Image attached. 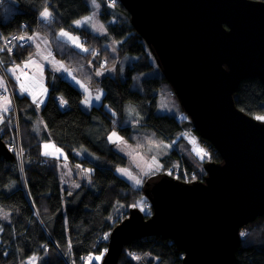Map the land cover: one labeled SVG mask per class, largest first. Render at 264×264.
Masks as SVG:
<instances>
[{"label": "trees", "instance_id": "1", "mask_svg": "<svg viewBox=\"0 0 264 264\" xmlns=\"http://www.w3.org/2000/svg\"><path fill=\"white\" fill-rule=\"evenodd\" d=\"M101 1V18L106 24L107 36H97L76 27L81 18L91 13L87 0L1 2L0 34L3 37L22 30L28 35L43 32L54 47L55 55L85 80L94 78L100 67L119 70L116 64L124 55L137 56L138 60L126 65L123 77L107 74L99 80L98 85L104 90L103 103L90 109L83 108L81 91L68 80L58 78L54 84L48 81L51 84L49 98L40 114L49 140L63 148L72 164L93 166L92 187L81 184L73 191L62 187L55 161L44 155L32 120L24 116V111L32 110L34 105L26 97L13 96L19 113L24 161L21 166L17 158L6 159L0 154V206L9 212L8 217L0 216V264H25L33 255L38 256L37 264H85L81 256L88 259L99 250L96 248L97 237L109 233L128 216L131 207H137L136 202L143 192L117 175L115 170L126 167L128 159L109 141L112 131L143 150L161 142H176L172 151L161 159L163 168H169L175 159H181L180 173L183 169L196 171L202 177L197 180L204 177V173H199L196 165L176 147L185 141L182 136L184 125L197 133L192 123L180 122L175 115L157 113L159 91L175 93L163 74L142 78L144 73L155 68L156 62L150 48L132 26L129 12L120 0ZM117 3L120 10L109 16V9L114 12ZM46 8L50 9L53 18L52 24L44 25L39 15ZM111 17L118 21L108 23ZM61 30L79 35L86 52L61 39ZM109 40H122L116 60L106 47ZM32 52L33 48L19 47L10 54L21 63ZM5 54L7 52H2L0 59L7 65ZM165 86L169 89L166 92ZM59 96L67 103L64 111L57 103ZM234 98L240 110L254 118L264 117V84L259 78L243 79ZM127 102L135 104L141 117L139 130H133L124 115ZM13 125L14 115L10 113L7 121L0 124V130L7 131ZM207 145L210 159L221 161L219 152ZM81 148L94 153L97 159L78 158L75 153ZM119 206H124L125 212L112 222ZM107 244L108 240L103 247ZM183 256L172 239L162 235L149 236L128 242L117 264H182ZM100 263L91 261L90 264ZM233 264H264V215L241 234Z\"/></svg>", "mask_w": 264, "mask_h": 264}, {"label": "water", "instance_id": "2", "mask_svg": "<svg viewBox=\"0 0 264 264\" xmlns=\"http://www.w3.org/2000/svg\"><path fill=\"white\" fill-rule=\"evenodd\" d=\"M186 1L120 0L198 136L221 161L207 162L202 180L164 174L146 181L142 192L152 213L130 208L110 231L101 264H117L128 242L159 235L184 253L182 264H233L241 230L264 215V122L234 98L243 79L264 84V1L224 0L244 20L216 23L219 47L204 44L206 1L181 15ZM0 154L14 158L1 133Z\"/></svg>", "mask_w": 264, "mask_h": 264}, {"label": "rangeland", "instance_id": "3", "mask_svg": "<svg viewBox=\"0 0 264 264\" xmlns=\"http://www.w3.org/2000/svg\"><path fill=\"white\" fill-rule=\"evenodd\" d=\"M1 2L2 0H0V5H1ZM87 2L91 8V13L81 18L76 24V27L87 30L97 36L98 35L107 36L108 33H107L106 26H105L106 24H104L101 18L102 7H103L102 1L101 0H87ZM119 6H120L119 3L115 5L116 10H114V12H113V9H109L110 10L109 12H111L109 16H112V14L116 15L117 10H120ZM52 18L53 16L50 12V9L48 8H46L39 15V20L44 25L52 24L50 23L52 21ZM117 21H118V18L111 17L108 20V23L115 24ZM28 34H26L24 30L18 33L10 34L7 37H3L0 34V47H1L0 54L2 52L13 54L16 52V50L19 47L22 49H25V48L32 49L33 48V52H32L33 54L34 50L40 51L37 45H39L42 51L47 50V48L50 49L49 44L47 42L43 44L40 41H38L37 37H33L32 39V36H29ZM10 36L14 37V41L9 43L6 40ZM59 37L65 41L70 42L74 46V48H77L78 50L82 52H86L87 49L84 48V45L82 44V41L79 35L75 33H71L67 30H61L59 32ZM121 42L122 40L120 41L109 40V42L106 44V47L110 49L112 56L115 57L114 58L115 60L119 56L118 48ZM52 48L54 50L53 46ZM90 51H92V49H90ZM93 52H95V50H93ZM53 53L55 54V50ZM136 60H138L137 56H133L130 54L124 55V57L120 58V61H117L116 65L118 66L119 70L116 68H110V67L109 68L100 67L95 72L94 78H92L91 80L90 79L85 80L80 75H77L76 73H74L75 72L74 69L68 66L69 68L72 69L71 71H72L73 76H70L69 79L67 78L66 80H68L69 83H71L72 85H74L81 91L82 97H83L82 98L83 108L90 109L92 106H99L103 103L104 90L102 89V87L98 85L99 80L102 79V77L107 74H111L114 76L119 75L123 77L124 69L126 68V65L132 62H135ZM22 65L26 67V64H24V62ZM5 66H6L5 63L3 62V60H1L0 61V72H1V75L5 78L8 91L12 99L13 98L12 96H15V93L12 92V84L10 82V77L6 72ZM161 75H162V71L159 69L157 65H155V68L144 73L142 75V78L150 77V76L151 77H155V76L161 77ZM45 83H46V87L49 89L50 87L48 83L47 82ZM163 88L165 89V92L166 90H169L168 87L166 86ZM1 92L3 93V90H0V93ZM17 96L21 98L22 97L25 98V96H20L18 94ZM48 98H49V95H48ZM58 98L59 100L56 99L57 103L59 104L60 108L64 111L67 108V103H62L64 102V100L62 99L61 96H59ZM47 100L45 101V103L47 102ZM44 104H42V106ZM12 105H13V108L7 116L0 115V119L2 120L0 124L2 122H6L10 113H13L14 125L12 127H9L7 131L1 129L0 133H1V136L4 135V138L3 137L2 138L5 141L8 149H10L13 146L20 148L18 149V151H16V153L11 152L12 155L15 158H17L20 163V160L22 162L24 161V147H23V141H22V136H21L18 108L15 109L14 98L12 99ZM157 113L175 115L178 117V120L180 122H185L186 124L192 123L190 118L183 112L180 102L178 98L176 97V95L170 92L164 93L163 89L159 91ZM124 115L129 120V124L131 125L133 130H139L140 125H141V117L139 116V113L134 103L132 102L125 103ZM256 119L264 122V117H260V118L256 117ZM44 123L45 122L43 121L41 114H39V117L35 121V124H34V132L37 134L39 140L42 142V145H43L42 149H43L44 155L55 161L58 171H59V178H60L62 187L65 189H69L71 191L77 189L81 184H86L89 187H92L93 180H92L91 174H92V171L94 170L93 166H89V165L82 166L81 164H72L68 160L67 154L63 150V148H61L60 146H58L56 143L52 141L50 143L44 142L45 140L44 133H47L46 124L44 125ZM184 127L185 129L183 131L182 136L185 138V141L181 143L180 145H176V147H178L181 154H184L190 161H192L196 165V167L199 170V173H204V177H205V173H206V170L204 169L205 164L209 161H212L210 159V156H208V154H205V152L202 149V146L207 145V143L203 139L202 141L201 138L198 136V134L195 133L192 128H186L185 125ZM12 133L15 134L13 138L10 137ZM109 141L112 144H114L115 149L119 153H121L128 159V164L126 167H119L120 168L119 170L117 169L115 170L117 175L118 176L121 175L125 179L127 178L126 180H128V182L131 185H133L134 188L139 189L140 191L143 189V186L146 181L153 180L164 174L171 175L172 177L176 179H178V177L183 178L185 179L184 182L196 181L197 180L196 178L200 176V174L198 175L196 171L187 172L184 169L182 170V173H180L181 172L180 164H182L181 159H175L174 164L172 166L166 169L163 168L161 159L172 151V149L175 147L176 142H173V143L161 142L160 144H155V145L153 144L147 147L145 150H143L141 148H136L117 131L111 132V134L109 135ZM206 147H208V145ZM75 155L78 158H87L90 161H95L97 159V156L94 153H92L91 151L85 148L79 149V151H77ZM20 165L23 166V163H20ZM128 174H130L132 177H130ZM136 203H137L136 206L144 214H146V216L152 213V208H150L151 204L149 203L148 199L143 194L141 195L140 199ZM123 207L124 206H119V209L115 214V216L117 217H115V219L113 218L111 220L112 222H116V220L120 219L121 216L124 214L125 210ZM0 216H5V217L9 216V212L4 210L1 206H0ZM245 231H246V227L241 230V234H243ZM105 233H107L108 235L110 234V232L109 233L104 232L101 234V236ZM99 237L100 236L97 237L96 243L98 242ZM107 240L100 239L99 241L100 244L96 246V248L99 250L96 253L90 255L89 258L86 259L85 264H90L91 261H96L98 263L102 262L105 256L107 247H108V244H107V247L104 248L103 244ZM100 251H101V254H100ZM37 262H38V256L33 255L30 258H28L24 263L25 264H37Z\"/></svg>", "mask_w": 264, "mask_h": 264}, {"label": "crops", "instance_id": "4", "mask_svg": "<svg viewBox=\"0 0 264 264\" xmlns=\"http://www.w3.org/2000/svg\"><path fill=\"white\" fill-rule=\"evenodd\" d=\"M29 36H32V39L33 37H37L38 41L43 44L47 42L50 49L47 48V50L42 51L39 45H37L40 51L34 50V53L29 56L26 61H23L24 64H26V67L22 65L23 62H16L15 58L10 53L5 54L4 58L7 64L5 66L6 72L9 75L10 82L12 84V92H14L15 95L18 94L20 96H25L34 105V108L32 110L24 111V116L32 120L33 124H35V121L38 119L41 112L42 104H44L48 98L51 84L55 83H53V81H57L58 78L69 79V77L73 76V74L71 71L72 69L69 68L64 61L59 59L53 53L54 50L52 48L51 42L42 32L35 31ZM49 80L51 84L48 83ZM45 82H47L50 86L49 89L46 87ZM0 90H3V93H0V115L7 116L13 108V98L11 99L5 78L1 74ZM1 121L2 120L0 119V122ZM44 135V142L50 143L51 141L49 140L48 132L44 133ZM206 146L207 145L202 146V149L205 154H208V156H210V152L208 151L209 148ZM119 169L120 168H118L117 170ZM128 175L132 177L130 174ZM119 176L125 179L123 176Z\"/></svg>", "mask_w": 264, "mask_h": 264}, {"label": "bare ground", "instance_id": "5", "mask_svg": "<svg viewBox=\"0 0 264 264\" xmlns=\"http://www.w3.org/2000/svg\"><path fill=\"white\" fill-rule=\"evenodd\" d=\"M199 1L200 0H187L186 5L181 4V6L179 7V12H181V15H184L185 12L187 11V9L190 11L192 8H194V10H197ZM205 1H206L207 13L210 16L207 18V22H206L207 23V25H206V27H207V41H204V44L211 45V47H212V44L215 42V46L219 47L218 46L219 44L218 45L216 44L217 40H214V39H216V34H215L216 23L220 22L222 20V17H228L232 21V24L234 26L238 22H240L241 20H244V19L240 18L232 9L227 7L225 5L224 0H205ZM216 50H217V48H216ZM64 102H65V100H64ZM131 208H134V207H131Z\"/></svg>", "mask_w": 264, "mask_h": 264}, {"label": "built area", "instance_id": "6", "mask_svg": "<svg viewBox=\"0 0 264 264\" xmlns=\"http://www.w3.org/2000/svg\"><path fill=\"white\" fill-rule=\"evenodd\" d=\"M6 41H8L9 43L10 42H13L14 41V37L13 36H10L9 38H7V40ZM0 50H1V47H0ZM1 61V60H0ZM2 63V62H1ZM3 64V63H2ZM15 136V134L14 133H12L11 134V138H13ZM18 149H20V148H18V147H11L9 150H10V152H12V153H16V151H18ZM20 163H22V161L20 160ZM108 237H109V235L107 234V233H105V234H103L101 237H99V239H98V242H97V246L100 244V239H105V240H107L108 239ZM81 258H82V260H83V262L85 263V261H86V257H84V256H81Z\"/></svg>", "mask_w": 264, "mask_h": 264}, {"label": "flooded vegetation", "instance_id": "7", "mask_svg": "<svg viewBox=\"0 0 264 264\" xmlns=\"http://www.w3.org/2000/svg\"><path fill=\"white\" fill-rule=\"evenodd\" d=\"M198 178H202L201 176H198Z\"/></svg>", "mask_w": 264, "mask_h": 264}]
</instances>
